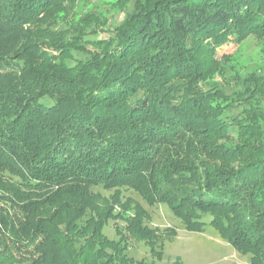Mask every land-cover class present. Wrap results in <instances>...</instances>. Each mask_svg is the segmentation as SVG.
I'll return each mask as SVG.
<instances>
[{
    "label": "trees",
    "instance_id": "16d2710c",
    "mask_svg": "<svg viewBox=\"0 0 264 264\" xmlns=\"http://www.w3.org/2000/svg\"><path fill=\"white\" fill-rule=\"evenodd\" d=\"M90 1L0 0V264H157L164 235L123 188L264 264V70L218 56L264 39V0H118L96 39Z\"/></svg>",
    "mask_w": 264,
    "mask_h": 264
},
{
    "label": "rangeland",
    "instance_id": "374dc122",
    "mask_svg": "<svg viewBox=\"0 0 264 264\" xmlns=\"http://www.w3.org/2000/svg\"><path fill=\"white\" fill-rule=\"evenodd\" d=\"M118 0H92L87 4H80L81 10H95L103 12L109 17V24L106 26V32L96 35H88V38L96 39L99 35L105 36L111 32L118 22L124 16L123 8L115 4ZM135 0L128 2L127 8H131ZM120 3V0H119ZM230 54L231 59L227 61L241 72L264 70V39L255 36L248 37L241 43L229 42L218 51V56ZM216 80L226 90H230L231 85L226 84L220 77ZM45 100V99H44ZM49 102L52 100L48 99ZM242 108L238 107L227 114L237 115ZM95 191H100L104 195L109 196L113 191L104 189L103 187H94ZM124 196H132L138 199L151 213L152 220L149 224L156 227L159 232L164 235L163 239V259L157 260V264H173L176 258H180L182 264H250L249 255L238 252L227 240H225L217 229L212 225L206 224L204 232H192L184 228L181 219L177 217L167 204L160 203L149 205L137 192L132 189H122ZM211 217L206 216V220ZM123 223V222H122ZM167 227H172L176 233L167 235ZM105 233L113 239H118L114 220L106 226ZM130 256L136 259L146 258L152 259L149 247L143 242L131 240L129 246Z\"/></svg>",
    "mask_w": 264,
    "mask_h": 264
}]
</instances>
